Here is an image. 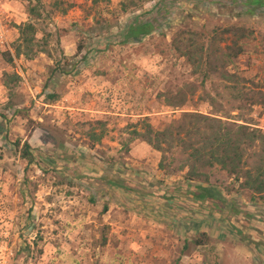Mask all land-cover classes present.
Here are the masks:
<instances>
[{
    "label": "rangeland",
    "instance_id": "1",
    "mask_svg": "<svg viewBox=\"0 0 264 264\" xmlns=\"http://www.w3.org/2000/svg\"><path fill=\"white\" fill-rule=\"evenodd\" d=\"M63 1L73 5L65 14L53 0H0V53H13L14 25L28 21L44 49L11 64L0 54V264H264V195L241 189V180L215 166L207 184L238 214L200 213L188 196L177 203L179 190L170 196L175 201L158 204L147 186L183 189L187 169H177L185 156L173 148L155 179L156 156L140 150L142 166L128 154L134 142L145 143L146 123L162 130L184 113L264 132V7L244 0ZM34 6L41 16H29ZM138 18L152 20L154 30L122 44ZM212 40L221 50L208 55ZM227 47L242 52L227 60ZM189 61L204 62L197 69ZM205 61H233L225 71L245 80L227 82ZM5 73L21 78L10 90ZM56 81L82 93L83 106L52 107L61 98L52 93ZM178 93L185 104L168 106L167 96ZM91 132L102 141L93 144Z\"/></svg>",
    "mask_w": 264,
    "mask_h": 264
},
{
    "label": "trees",
    "instance_id": "2",
    "mask_svg": "<svg viewBox=\"0 0 264 264\" xmlns=\"http://www.w3.org/2000/svg\"><path fill=\"white\" fill-rule=\"evenodd\" d=\"M36 1L39 3V0ZM244 1L245 5L250 8L264 7V0ZM53 7L59 13L65 14L73 5L67 4L63 0H53ZM165 8V11L168 10L167 7ZM28 13L29 16H41L36 6L29 8ZM14 28L18 32V38L13 47V53L10 51L0 53L5 62L11 64L15 58L18 59L20 57L32 60L39 53H44L40 40L36 36L37 28L35 23L28 21L14 25ZM154 28L152 20L141 21L138 18L128 25L123 34L122 44L138 42L141 38L151 34ZM231 31L233 29L228 28L222 30L221 33H229ZM210 45L211 48L207 50L208 55L209 53L215 55L220 52L221 49L217 47L216 42L212 40ZM227 50L229 51L225 54L227 60L232 58V56L237 57L242 52L241 48L235 51L234 48L227 47ZM200 51L201 53L205 51L203 46L200 47ZM187 52L183 53V56L191 53V51ZM187 58L189 57L187 56ZM189 62L198 69L204 61ZM205 62L210 70L219 73L221 78L227 82L237 84L240 80H245L236 74L225 71V67L233 61ZM20 79L17 73H5L4 87L10 90V83L17 84ZM166 102L168 106L173 108L183 106L185 104V94L178 93L177 95L167 96ZM187 122L190 127L185 130L184 125ZM135 134L139 135L137 132ZM89 136L93 144L100 143L103 138V135H95L93 132ZM141 136L142 141L161 154V159L158 163V168L161 171L168 167L166 165V154L171 153L173 148H179L185 159L177 170L181 172L185 168L187 169L185 178L189 183L185 190L186 195H189L195 201L207 202L217 212L238 213L237 209L233 208L232 205L226 206L225 198L214 186L207 184L209 183L207 171L215 166H218L220 170L234 177L237 181L241 180V189L251 192L253 196L264 195V132L259 128L251 127L248 124L237 125L234 123L230 126L222 123L220 119L209 118L198 113H184L179 121L172 122L162 130H155L149 123H146L145 132ZM23 148L24 158L29 159L31 155L28 143L25 142ZM253 148H258L259 153L249 155L247 150ZM249 159H252L254 164L251 168L248 164Z\"/></svg>",
    "mask_w": 264,
    "mask_h": 264
},
{
    "label": "crops",
    "instance_id": "3",
    "mask_svg": "<svg viewBox=\"0 0 264 264\" xmlns=\"http://www.w3.org/2000/svg\"><path fill=\"white\" fill-rule=\"evenodd\" d=\"M32 62L33 61H30V62L27 61L28 64H30ZM28 74H30V73H28ZM28 76H30V75H28ZM54 76H55V78H59V81H62L63 80L62 76H64V75L63 74H59V73L56 72L54 74ZM23 78L26 79L24 74H23ZM29 81L31 82V78L30 77H28V79H26V83H27L28 86H30L29 85L30 84ZM54 88H55L56 91H52V93H54V92H56V94L59 93L61 98L60 99L58 98L57 100H54L52 103H50V105L52 107H56V108H60V109L62 108V109H66V110H68V109L74 110L76 108H79L80 106H83V104L81 103V99H80L82 93L78 94L76 92V90H73V88L70 87V85H68L64 89L63 85H60V82L57 83V81H56V87H54ZM140 150H142L145 154H153L152 157L156 156L155 160L157 161V163H155L156 164L155 166H157V167L155 168V171L152 173V175H154L155 179H157L159 174H161V172H162L158 168L159 160H158L157 152L154 153V151H151L150 146L149 145H145V143H143V142H134L133 144H131L130 150L128 151V154L132 158L131 160H132L133 163H135L137 165H142V166L145 164L144 163L145 155H141L142 153H140ZM146 170H147V168H146ZM156 172H158V174ZM111 183L112 184H110V185H112L113 187H114V185H117L114 181H112ZM161 185L164 186V187H160L158 189H155V185L154 184H151V185L149 184L147 186L148 190H150V188H151V190H153V191H151V192H153V195H154L152 198L154 200H156V202L158 204L159 203H165V202L169 203L172 200L175 201V199H171L170 196H172V195L175 196V194H173L174 193L173 191H176V190H179L178 193L180 194L179 196H177L178 197L177 203L187 199V195H186V191H185L186 187H187V184L182 187L183 189H180L178 186H176L178 189H176V187H171L170 185H172V184L168 183V182H163V183H161ZM122 188H124V187H122ZM124 189L128 190V189H130V187L124 188ZM155 190H157L159 193H156ZM133 191H137V190L133 189ZM156 196H161V198L160 197H156ZM188 197H190V196L188 195ZM191 200H192L193 204H196L198 206V208L200 210L199 211L200 213L204 212V213L213 215L215 217H218V215L223 214L221 212H217L215 209H212L210 204H207V202L195 201L192 198H191ZM179 213L181 214L183 212L179 211ZM234 215H236V213H234ZM182 216H184V214H181L180 217H182ZM243 219L245 220L246 217H243ZM243 219H242V221H243Z\"/></svg>",
    "mask_w": 264,
    "mask_h": 264
}]
</instances>
